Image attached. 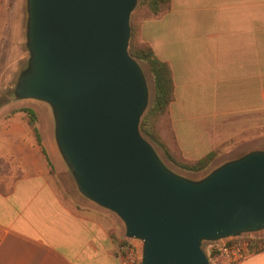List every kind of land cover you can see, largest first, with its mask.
I'll use <instances>...</instances> for the list:
<instances>
[{
    "label": "water",
    "instance_id": "obj_1",
    "mask_svg": "<svg viewBox=\"0 0 264 264\" xmlns=\"http://www.w3.org/2000/svg\"><path fill=\"white\" fill-rule=\"evenodd\" d=\"M27 1L31 56L16 91L51 106L79 192L141 241V264H210L202 241L264 228V150L190 180L141 134L148 87L128 50L137 0Z\"/></svg>",
    "mask_w": 264,
    "mask_h": 264
},
{
    "label": "crops",
    "instance_id": "obj_2",
    "mask_svg": "<svg viewBox=\"0 0 264 264\" xmlns=\"http://www.w3.org/2000/svg\"><path fill=\"white\" fill-rule=\"evenodd\" d=\"M252 3L212 0V12L195 16L192 0H170L168 12L144 24L145 38L171 70L168 117L187 158L251 132L262 117L264 70L254 73L252 59L263 52L254 38L264 34V13H254ZM17 120L0 118V158L20 170L0 174V264H122L118 247L126 235L116 214L76 189L51 131L46 140L38 129L41 146L26 114ZM226 264H264V250Z\"/></svg>",
    "mask_w": 264,
    "mask_h": 264
},
{
    "label": "rangeland",
    "instance_id": "obj_3",
    "mask_svg": "<svg viewBox=\"0 0 264 264\" xmlns=\"http://www.w3.org/2000/svg\"><path fill=\"white\" fill-rule=\"evenodd\" d=\"M140 1L141 0L136 1V4L130 14L131 32L129 38V45L131 35L133 43H148L147 39L145 38V36L147 35L145 32H143L144 24L149 20L159 19L164 15L163 14L157 18H143V16H145V8L143 5L140 4ZM223 1L228 2L230 0ZM211 4L212 0H192V4L190 5L193 10L190 11V13L195 16L196 14H208L212 12V10L210 9L212 6ZM252 8L254 13H264V0H253ZM204 23L205 22H201L200 24ZM27 24V0H0V109L3 110V113H0V118H2L3 116L11 115L14 120H17L18 116L24 112L21 110V108H30L34 112V125L38 127L36 128L39 135L40 132L38 129H40L42 135H44V139H46L47 136L50 135L51 131L52 140L54 143H56L54 135L55 123L51 106L47 102L39 99L23 97L16 91L18 88L19 78L29 67V60L31 56L27 43ZM191 24L193 28L197 25L196 17L193 18ZM254 40H257L259 44L263 45V52H258L256 54L253 52L252 68L253 72L257 73L264 70V34L262 36L254 38ZM137 61L140 65L148 87V102L144 111L145 113L153 97V79L147 64L142 60ZM24 114H26V116L28 117V113L24 112ZM17 122L21 124L20 120H17ZM157 131L158 136L161 137V139H163L164 137H169L168 125L166 123L165 116H162L157 121ZM33 135L35 137L34 132ZM149 142L153 146L158 157L161 159L164 165L167 166V168L184 178L190 180H198L207 175L216 167L223 164L224 162L235 159L252 150H264V112L261 118H254L251 132H249V130L247 129L246 134H241L240 136H237L234 139H230L228 142L223 144L220 149H218L212 161L200 171L193 172L179 167L178 165L174 164L166 158L162 149L156 143L151 141ZM39 145L43 146L41 137ZM180 154H182V152ZM180 154L175 151L173 153L175 158L179 160L181 157ZM50 157L54 165L58 167V162L56 161V159L51 155ZM5 161L9 165L6 168V165L4 164L1 169L5 171H10L11 174L14 176L18 168L16 166L10 165L7 160ZM64 165L67 168V172L74 180L66 163H64ZM1 176L2 175H0V178ZM5 183L7 182L5 181L4 184ZM0 184H3L1 180ZM75 187L78 190L76 183ZM0 190L5 191V187H0ZM117 219L125 230L124 223L122 222V220L118 216ZM201 245H204V241H202Z\"/></svg>",
    "mask_w": 264,
    "mask_h": 264
},
{
    "label": "trees",
    "instance_id": "obj_4",
    "mask_svg": "<svg viewBox=\"0 0 264 264\" xmlns=\"http://www.w3.org/2000/svg\"><path fill=\"white\" fill-rule=\"evenodd\" d=\"M140 4L145 8V16H143V18H157L168 12L171 7L170 0H141ZM128 50L130 55L136 60H142L147 64L153 79V97L139 124L141 134L149 141L156 143L162 149L166 158L179 167L193 172L204 169L212 161L218 149L220 148L212 149L204 155L194 159L187 158L184 155L180 154L181 151L179 150L174 139V135L170 126V120L168 117V105L173 99L174 88L172 74L168 63L156 56L150 44L144 42H142L141 44L133 43L132 35ZM21 110L28 113V124L32 127L36 140L38 144H40L39 135L34 125L35 115L33 110H31L30 108H21ZM162 116H165L169 132V137H164L163 139L158 136L157 131V121ZM42 151L44 152V150ZM174 151L178 152L181 155L180 160L175 158V156L173 155ZM47 161L50 165L48 158ZM4 164L7 168L8 163L4 159L0 158V174H11L10 171L1 169ZM18 174H20V170L17 169L15 175ZM124 241L125 239H121L119 241V245ZM207 244L208 241H204V245H201L204 251H206L205 247Z\"/></svg>",
    "mask_w": 264,
    "mask_h": 264
},
{
    "label": "built area",
    "instance_id": "obj_5",
    "mask_svg": "<svg viewBox=\"0 0 264 264\" xmlns=\"http://www.w3.org/2000/svg\"><path fill=\"white\" fill-rule=\"evenodd\" d=\"M141 247V248H140ZM142 243L126 237L118 247L122 264H141ZM264 250V234L245 232L237 236L208 241L206 255L210 264H226L243 260L250 253Z\"/></svg>",
    "mask_w": 264,
    "mask_h": 264
}]
</instances>
